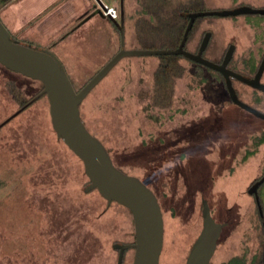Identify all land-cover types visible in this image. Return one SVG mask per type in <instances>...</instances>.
<instances>
[{
    "label": "rangeland",
    "instance_id": "obj_1",
    "mask_svg": "<svg viewBox=\"0 0 264 264\" xmlns=\"http://www.w3.org/2000/svg\"><path fill=\"white\" fill-rule=\"evenodd\" d=\"M102 1L119 8V0ZM137 1L123 0L124 48L139 46L133 28L139 9ZM204 2L205 9L240 4L264 7V0ZM84 6H91L90 13L100 9L96 0H0V20L15 39L31 41L30 46L56 56L76 86H82L90 72L99 66L101 54L114 49L112 43L107 45V35L110 39L113 29L104 17L93 14L74 28L78 23L74 19ZM204 31L211 34L204 51L206 57L217 61L228 45L233 44L229 67L246 74L255 70L264 53V14L206 15L198 21L186 43L189 50H193ZM85 38L91 46L76 51L77 46L82 48L80 42ZM98 49L104 52L95 53ZM157 62L155 55L122 57L82 99L79 105L82 121L102 142L118 168L138 177L154 192L163 220L162 248L157 264H184L190 245L200 231L196 206L201 197L207 201L216 221L238 219L234 226L223 231L219 240L217 238L208 264H221L241 254L249 264L252 256L262 250L263 232L256 204L247 193V187L264 173V142L244 161L241 159L244 147H240L230 168L225 170L214 165L218 153L217 144L213 150L210 146L213 136L193 133L183 137V148L188 152L184 161L176 162L173 152L157 161L149 158L146 168L142 169V161L136 159L127 141L131 134L124 130L125 121L114 123L122 111L131 106L130 101L137 99V110L135 104L130 111L135 118L138 113L142 115L143 123L135 132L138 140L151 149L158 136L163 142L165 131H174L177 124L191 115L196 120L203 118L200 107L222 90L218 74L198 69L199 66L180 57L178 62L184 72L174 82L173 106L170 111L161 110L152 104V75ZM116 71L121 76L120 83L115 90H110L108 80ZM25 80L34 81V85ZM261 81L264 82V72ZM9 83L16 85L27 100L42 87L40 81L0 64V123L20 107L8 92ZM232 84L241 100L264 112L263 91L235 79ZM221 104L226 106L223 119L215 117L223 124V130L230 133L229 137H236L246 124L259 127L249 128L244 136L248 138L247 147H252L251 137L264 134V121L233 103L221 101ZM48 108V99L41 94L0 127V264H116L117 249L113 244L134 241L131 213L118 202L107 203L96 190L83 192L87 177L82 161L56 136ZM149 115L152 120L147 118ZM235 115L239 117L236 119ZM210 125L218 127L216 121ZM164 145L161 144L160 152L169 154L168 150H163ZM184 157L182 154L181 159ZM173 162L179 167L180 172L174 171L179 182L169 188ZM137 166L142 169L141 173L136 171ZM148 169L154 182L152 186L145 181ZM258 193L264 214V180ZM133 253V247L126 248L121 264H131Z\"/></svg>",
    "mask_w": 264,
    "mask_h": 264
},
{
    "label": "water",
    "instance_id": "obj_2",
    "mask_svg": "<svg viewBox=\"0 0 264 264\" xmlns=\"http://www.w3.org/2000/svg\"><path fill=\"white\" fill-rule=\"evenodd\" d=\"M99 7H103L101 0H96ZM100 11V9L98 10ZM119 19H114L120 32V48L110 57L78 90L72 85L60 60L48 50L36 49L11 39L10 33L0 20V63L5 67L31 77L41 82V90L27 103L45 94L49 104V115L52 128L59 137L82 161L84 172L89 179L85 189L95 187L107 203L114 200L131 213L134 227V241L132 243H114L117 249L116 264H121L125 248L133 247L131 264H157L162 248L163 220L160 205L153 191L138 177L127 174L119 169L112 161L102 142L91 134L84 125L79 103L89 90L109 71V69L123 56L181 54L191 60L213 68L221 73L230 99L240 107L264 120V112L241 100L232 84L235 78L245 84L264 92V82L261 75L264 71V53L256 67L253 76L235 71L227 66L234 50L229 44L220 62L202 55L210 31L202 36L196 52L184 47L188 32L195 17L206 15L235 16L238 14H264V7H252L245 4L223 9H202L188 13V21L182 37L175 48H124V10L123 0H119ZM17 109L11 116L16 114ZM11 116L7 117L4 123ZM264 180V173L248 192H254L256 202L261 208L256 194V187ZM202 227L194 238L184 264H208L216 247L217 238L221 232L222 223L213 219L206 200H202Z\"/></svg>",
    "mask_w": 264,
    "mask_h": 264
},
{
    "label": "trees",
    "instance_id": "obj_3",
    "mask_svg": "<svg viewBox=\"0 0 264 264\" xmlns=\"http://www.w3.org/2000/svg\"><path fill=\"white\" fill-rule=\"evenodd\" d=\"M137 2L139 5V9H137V19L133 23L134 24L133 28H134L136 40L139 44L138 48H150V49H154V48H167V49L170 48V49H172V48H175L178 45V43L182 37L184 28H185L186 23L188 21V18H189L188 13L191 11L205 9L204 0H138ZM248 14L250 15L253 13H246V15H248ZM104 17L106 18V20L108 22H110L112 29H113L111 31V33L109 34L112 36L110 39H109V36L107 35V37H108L107 45H109V43H112L114 45V49H111L107 53H105L104 50H101V52H100L99 49L97 51H95V53H99V54L104 52L103 54H101L100 58L96 57V54H95L96 59L99 58L101 60V62L99 64V66H97L95 69H93L91 71L92 73L90 72V74H89L90 76L84 81V83L110 57H112L113 54L120 48V32H119L118 26L115 24L114 19H112L108 16H104ZM202 17H204V16L195 17L193 24H192V26L188 32L184 47L186 46V43L191 38L198 21ZM118 19H119V12H118V18L116 20H118ZM124 19H125V16H124ZM124 25L125 24L123 22V28H124ZM76 27L77 26H75L74 28H76ZM10 36H11V39L13 41L27 45V46H30V43H32L31 41H28L26 39H23V40L15 39L11 33H10ZM113 37H115V39H113ZM85 39H86L85 41L82 40L80 42V43H82V48H78V46H77L76 51L79 50V52H81V51H83V49H86V48L91 46V42L88 40V38H85ZM87 40H88V42H87ZM30 47H33V46H30ZM103 47H104V45L102 46V48ZM33 48L40 49L37 47H33ZM205 49H206V47H205ZM205 49H204V51H205ZM41 50H43V49H41ZM128 56H130V55H128ZM155 56H157L158 62H157V65H156V67L153 71V75H152V82H153L152 104H153V106H156V107L160 108L161 110L164 109V111H170V108H172V106H173L172 98L174 97L173 96L174 82H175V79L180 78L184 72L183 66L178 62V59L180 57L185 58V59L189 60L191 63L199 66V67H197L198 69L201 67L202 69H205V70H208V71H211L213 73L218 74L219 77L221 78L220 80L222 82V90H219L214 96H211L210 100H208V102H205L204 105L200 107V112L203 114V118L196 120L191 115L190 118H186L185 122H182L180 125L177 124L174 131H172L171 129L165 131L164 133H167V135H165L163 142L160 141V137L158 136L157 140L155 142H152V143H155V145L151 144V149L149 147L146 148L145 144L142 140H140V139H139L140 141L138 140V134L135 132L136 128H138L139 125H141L143 123V116L138 113V117L135 118L132 114L133 112L130 110L133 106L135 107V104H136V110H137V107L139 105V103H138L139 101L137 99L135 101L129 100L131 103V106L127 107L125 110H123L121 115L119 116V118L114 123H119L122 120L125 121V129L124 130H126V132H129L131 134V137L128 138L127 141L129 142L131 152L132 151H133V153L135 152L136 159L138 161H142V164H141L142 169L146 168L147 165H145V164L146 163L148 164L147 160L149 158H154L155 161H157V159H162L164 157L167 158L168 155L170 156L173 152L176 153V157H175L176 162L184 161L187 157L188 152L185 150V148H183V144H182L184 142L183 139L185 137L187 138V135H192L193 133H197V134H201V135H202V133H204L205 135H212L213 136L211 138L212 139V145H210V144L209 145L212 147V150H213L215 145L217 144L216 147H217V153H218L217 154V160L214 161V165L216 167L217 166L223 167V169H225V170L230 168V164L234 160L237 153L239 152L240 147H244V151L242 153V158H241L242 161L246 160L250 155H252L256 152L258 145L261 144L262 142H264V134H262L261 136L254 135L253 137H251L252 142H250V141L249 142H250V145H252V147H250V148L247 147L248 143L246 141L248 138H246L244 136L246 135L247 132L250 131L249 128L256 129L259 127L248 126V124H246L245 127H243L241 130L240 129L238 130L239 133L237 134L236 137L231 138L228 136V135H230V133L223 130V126H222L223 124L220 123L221 124L220 125L219 120L215 117V115H218V117L220 116V118L223 119L225 108H226V106L224 104L225 102L226 103H233L234 105H236L240 109L245 110L244 108L235 104L230 99L226 85H225L224 78L219 71H217L213 68H210L208 66H205V65H203L199 62H196L194 60H191V59H189V58H187L181 54L166 53V54H155ZM93 61H95V59H93ZM118 61L110 69H112L118 63ZM61 64L64 68L65 66L63 65V63H61ZM139 64L140 63H138V65ZM122 65L123 64H121L118 68H120ZM138 65H137V67H138ZM2 66L5 67L4 65H2ZM5 68L9 69L7 67H5ZM118 68L116 70H118ZM110 69H109V71H110ZM65 71H66L68 77L70 78V81L72 82V85L75 88V90H78L81 85L76 86L75 82L73 81V78L69 75L70 73H68V71L66 69H65ZM251 71H253V70H251ZM17 73L19 74V72H17ZM118 73H119V71H118ZM11 76L13 77V79H17L13 75H11ZM110 76L112 77V78H110L112 81L110 79L108 80L109 83H111L109 89L115 90L118 87L117 85L120 83L119 80H120L121 76L119 77L117 75V71H116V73L113 74V76H112V74ZM233 79H235V78H232V80ZM203 80L204 79H202L201 82H203ZM235 80H237V79H235ZM25 81H27V80H25ZM27 82L29 84H31L32 86L34 85V84H32V82H34L32 80H29ZM239 82H241V81H239ZM254 89H256V88H254ZM256 90H259V89H256ZM8 92L13 96L14 99L17 100L18 104L21 107L20 110H22L25 106H27L29 104V103H27L29 100H27V99H25V97H23V95L21 94V90L16 85H14L13 83H9ZM39 97H37V98H39ZM221 101H223L224 105L221 104ZM80 103H79V105H80ZM79 112H80V108H79ZM238 117H239L238 115L234 116V118H236V119ZM147 118L149 120H152L151 115H149ZM153 119L155 120V118H153ZM156 121H158V120H156ZM212 121H216L218 124V127L210 125L212 123ZM4 123H2L0 125V127L2 125H4ZM149 123L153 126L152 122H149ZM181 133H182V135H181ZM214 138H215V140H214ZM152 140H155V139H152ZM161 144H165L163 150H165V152H166V150H168L169 154L165 155V153L162 154L160 152L161 147H162ZM179 144H181V145H179ZM236 151H237V153H235ZM177 153L179 154L178 157H177ZM182 154L185 155L183 160L181 159ZM82 165H83V163H82ZM141 168L138 167L136 171L138 173H141V170H142ZM170 169H172V170L170 172L171 177L169 179L170 180L169 181V184H170L169 188L171 186H176L177 182H179L178 181L179 176L177 173L174 172L175 169L177 170V172H180V171H178L179 167L176 166L175 162H173V164H171ZM83 170H84V168H83ZM148 173H149V176H147L148 178H145V177L144 178H145V181L147 180L152 186V184L154 182L152 183V181L150 179L151 171L149 169H148ZM86 177H87V175H86ZM173 180H175V181H173ZM88 183H89V179L87 177V181L83 186V192H88L90 190H96L97 191V189L95 187L85 189V187ZM258 192H259V190H258ZM247 193H248V191H247ZM98 194L100 195L99 192H98ZM166 195L167 194L165 193V196ZM201 198H200V200H198V203L196 206V213L198 212L196 216L199 217V215H200V218H201V222H200V218H199L198 225H197L199 227V229H201V227H202L200 223H202L201 208H202V200L203 199H201ZM114 202H116V201H114ZM199 210H200V213H199ZM258 216H259V220H260L261 229L263 232L262 250H261L259 255H253L252 256L249 264H264V214L262 215V213H261V215H260L258 212ZM237 221H238V219L235 222H229L228 220H225V219L221 220V221H217V222L222 223V228H221V232L219 234L218 240H219L220 236L222 235L223 231L229 226H234V224ZM125 250H126V248L124 249V251ZM124 251H123V253H124ZM221 264H248V263L246 262V256L244 254H241V255H234V256L230 257L227 261H225V262L223 261Z\"/></svg>",
    "mask_w": 264,
    "mask_h": 264
},
{
    "label": "flooded vegetation",
    "instance_id": "obj_4",
    "mask_svg": "<svg viewBox=\"0 0 264 264\" xmlns=\"http://www.w3.org/2000/svg\"><path fill=\"white\" fill-rule=\"evenodd\" d=\"M206 31H204L203 32V35H204V33H205ZM202 35V36H203ZM202 38V37H201ZM201 40V39H200ZM200 40L198 41V43L196 44V46L193 48V50H191V51H193V52H196L197 51V49H198V47H199V43H200ZM207 46V45H206ZM185 48H187L186 46H185ZM188 49V48H187ZM227 49V48H226ZM189 50V49H188ZM226 51V50H225ZM225 53V52H224ZM224 53L220 56V58H218L217 59V62H220L221 60H222V58H223V55H224ZM202 55L205 57V55H204V50H203V52H202ZM231 58H232V55H231ZM231 58L229 59V61H228V63H227V66L229 67V62H230V60H231ZM230 68V67H229ZM231 69H233V68H231ZM233 70H235V69H233ZM255 70H256V68H255ZM255 70L254 71H252V73H250V74H246V73H243V72H240V71H238V70H235V71H238V72H240V73H243V74H246V75H249V76H253V74H254V72H255ZM261 77H262V75H261ZM261 79V78H260ZM242 83H244V82H242ZM245 84V83H244ZM248 85V84H247ZM250 86V85H249ZM252 88H254V87H252ZM261 91V90H260ZM260 178V177H259ZM258 178V179H259ZM257 179H255V180H253L250 184H249V186L247 187V190H248V188H250V186L252 185V184H254V182L256 181ZM263 182V181H262ZM261 182V183H262ZM259 186H260V184L259 185H257V187H256V194L258 195V200H259V204H260V208H261V203H260V198H259V193H258V190H259ZM250 195H252V197H253V199H254V202H255V204H256V207H257V211L259 212V214L261 215V213H262V215H263V212H261L260 213V211H259V207H258V204H257V202H256V198H255V193L254 192H248ZM261 211H262V208H261Z\"/></svg>",
    "mask_w": 264,
    "mask_h": 264
},
{
    "label": "crops",
    "instance_id": "obj_5",
    "mask_svg": "<svg viewBox=\"0 0 264 264\" xmlns=\"http://www.w3.org/2000/svg\"><path fill=\"white\" fill-rule=\"evenodd\" d=\"M90 10H91V6L90 7L84 6V10H82V12H80V15H77L79 17L77 19L76 18L74 19L75 22L78 21V23L75 26H77V25L81 24L82 22H84L85 20H87L88 18H90L93 14H95L97 17H100V18L101 17H104L100 13V11H98V9H96V11H94L92 13L89 12ZM27 17H28V15L25 16L26 19H27ZM104 19H106V18L104 17ZM106 22H108V21L106 20Z\"/></svg>",
    "mask_w": 264,
    "mask_h": 264
},
{
    "label": "built area",
    "instance_id": "obj_6",
    "mask_svg": "<svg viewBox=\"0 0 264 264\" xmlns=\"http://www.w3.org/2000/svg\"><path fill=\"white\" fill-rule=\"evenodd\" d=\"M101 2L103 3V7L100 8V13L103 16H108L112 19H117L118 18V10L111 5H107L102 0H101Z\"/></svg>",
    "mask_w": 264,
    "mask_h": 264
}]
</instances>
